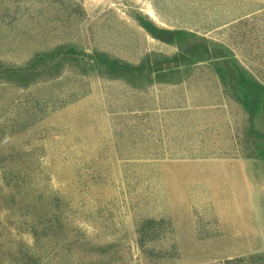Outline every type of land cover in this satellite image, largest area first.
Instances as JSON below:
<instances>
[{
  "label": "rangeland",
  "instance_id": "374dc122",
  "mask_svg": "<svg viewBox=\"0 0 264 264\" xmlns=\"http://www.w3.org/2000/svg\"><path fill=\"white\" fill-rule=\"evenodd\" d=\"M246 82L264 0H0V264H264Z\"/></svg>",
  "mask_w": 264,
  "mask_h": 264
},
{
  "label": "trees",
  "instance_id": "16d2710c",
  "mask_svg": "<svg viewBox=\"0 0 264 264\" xmlns=\"http://www.w3.org/2000/svg\"><path fill=\"white\" fill-rule=\"evenodd\" d=\"M144 29L150 34L152 35L154 38L160 39L161 41H169L171 39L172 36H174L175 34L163 31V30H158L156 28H153L150 25H144ZM205 53H208V49L205 48ZM45 58H47L46 56L36 59V61H34L29 69H25V70H21L18 72H7L10 73L12 76L15 77H19V80L25 79V76H30L33 74L34 71V66L37 65L38 63H40V60H44ZM186 58H184V61ZM97 60L99 61V63H101V68L103 70H105L108 75H113V76H126L128 74H130L132 70V68L128 65L125 64H120L116 61L110 60L107 56L104 55H98ZM41 61V62H42ZM176 62H178V59H175ZM137 71V70H135ZM21 79V80H22ZM29 81V80H28ZM27 82V81H26ZM245 85L247 86V108H249L250 110H252V108H254V110L256 109V104H258L260 101L262 102V98L264 97V89L256 84H252L249 82H246ZM264 104V103H263ZM252 110V111H254ZM30 262H32V258L27 259ZM37 264V263H36Z\"/></svg>",
  "mask_w": 264,
  "mask_h": 264
},
{
  "label": "water",
  "instance_id": "95a60500",
  "mask_svg": "<svg viewBox=\"0 0 264 264\" xmlns=\"http://www.w3.org/2000/svg\"><path fill=\"white\" fill-rule=\"evenodd\" d=\"M264 103V97L262 98ZM254 131L260 135L264 136V110L261 109L259 113L253 119ZM263 192H264V164H263Z\"/></svg>",
  "mask_w": 264,
  "mask_h": 264
},
{
  "label": "crops",
  "instance_id": "0c3cea01",
  "mask_svg": "<svg viewBox=\"0 0 264 264\" xmlns=\"http://www.w3.org/2000/svg\"><path fill=\"white\" fill-rule=\"evenodd\" d=\"M176 130H178V128ZM176 139H177V137L175 138V140H172V141H174V145H176L175 144ZM178 144H180V142H178ZM176 148L177 147L172 148V144H170L169 150H166L165 153L166 154H182V150H180L179 148H178V150H176Z\"/></svg>",
  "mask_w": 264,
  "mask_h": 264
},
{
  "label": "flooded vegetation",
  "instance_id": "af4514ba",
  "mask_svg": "<svg viewBox=\"0 0 264 264\" xmlns=\"http://www.w3.org/2000/svg\"><path fill=\"white\" fill-rule=\"evenodd\" d=\"M255 106H256V109L254 110V116H256L261 109L264 110V104L261 101L258 104H256Z\"/></svg>",
  "mask_w": 264,
  "mask_h": 264
}]
</instances>
